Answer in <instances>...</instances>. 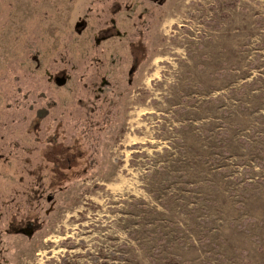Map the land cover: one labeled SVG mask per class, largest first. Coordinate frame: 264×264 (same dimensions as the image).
<instances>
[{"label": "rangeland", "instance_id": "1", "mask_svg": "<svg viewBox=\"0 0 264 264\" xmlns=\"http://www.w3.org/2000/svg\"><path fill=\"white\" fill-rule=\"evenodd\" d=\"M0 264H264V0H0Z\"/></svg>", "mask_w": 264, "mask_h": 264}]
</instances>
